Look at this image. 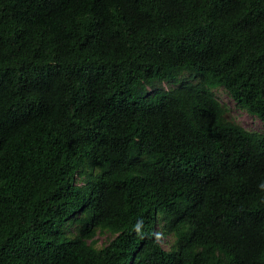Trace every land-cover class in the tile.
Here are the masks:
<instances>
[{"label":"trees","instance_id":"1","mask_svg":"<svg viewBox=\"0 0 264 264\" xmlns=\"http://www.w3.org/2000/svg\"><path fill=\"white\" fill-rule=\"evenodd\" d=\"M219 87L264 127V0H0V264H264Z\"/></svg>","mask_w":264,"mask_h":264},{"label":"rangeland","instance_id":"2","mask_svg":"<svg viewBox=\"0 0 264 264\" xmlns=\"http://www.w3.org/2000/svg\"><path fill=\"white\" fill-rule=\"evenodd\" d=\"M182 78H184L183 80H187L191 82L196 81V77L192 75L190 76L189 73H185L182 76ZM172 86L173 84L171 83L162 84V87L166 89ZM211 90L214 92L217 99L223 105L226 106V118L228 120L236 122L248 130H255V131H261V132L264 131V127L261 121L257 117L252 116L248 114L246 111L238 108L224 88L222 87L215 88V89L212 88ZM79 182L80 180L77 181V183ZM162 226H163V223L159 222L156 224L158 238H159V241L162 247L166 250H169L173 243L174 237L171 234L166 233L165 230L162 228ZM76 231L77 230L75 228V225H67L65 228V232L67 235L69 234L73 236L76 234ZM113 237L114 235L107 230L96 229L94 236L90 238L88 242L94 241L95 246L97 248H101L105 246Z\"/></svg>","mask_w":264,"mask_h":264}]
</instances>
